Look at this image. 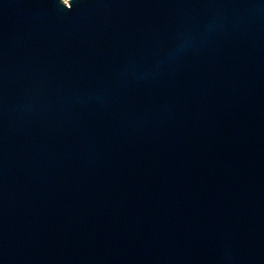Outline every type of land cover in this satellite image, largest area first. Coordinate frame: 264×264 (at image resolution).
Wrapping results in <instances>:
<instances>
[{"label": "water", "instance_id": "water-1", "mask_svg": "<svg viewBox=\"0 0 264 264\" xmlns=\"http://www.w3.org/2000/svg\"><path fill=\"white\" fill-rule=\"evenodd\" d=\"M0 264H264V0H0Z\"/></svg>", "mask_w": 264, "mask_h": 264}]
</instances>
